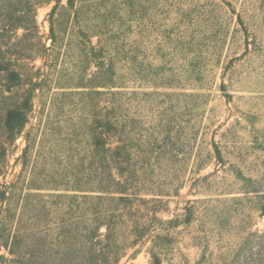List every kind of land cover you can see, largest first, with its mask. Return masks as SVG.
<instances>
[{"label":"rangeland","instance_id":"rangeland-1","mask_svg":"<svg viewBox=\"0 0 264 264\" xmlns=\"http://www.w3.org/2000/svg\"><path fill=\"white\" fill-rule=\"evenodd\" d=\"M55 5L7 0L13 35L0 5V41L38 84L0 191L43 195L45 224L112 218L119 264H264V0H62L52 51ZM138 219L148 232L132 247Z\"/></svg>","mask_w":264,"mask_h":264},{"label":"trees","instance_id":"trees-1","mask_svg":"<svg viewBox=\"0 0 264 264\" xmlns=\"http://www.w3.org/2000/svg\"><path fill=\"white\" fill-rule=\"evenodd\" d=\"M6 1L0 0V5H4ZM61 1L50 0V2H56L50 14L51 34L49 40L53 42L52 51L55 44L59 42L58 31L55 27V15L61 8ZM77 2L78 0H67V7L64 9L76 11ZM2 8L7 10L6 19L14 18L13 25L7 29V32H11L13 35L17 33L21 25H15V15L8 10L9 8L6 6H2ZM61 33L62 27L60 26L59 34ZM16 47L17 43H14L13 39L0 41V114H3L2 122H0V167L7 155L6 145L14 144L29 123L32 93L38 86L37 83H34L35 79L24 78L20 60L14 53ZM47 50L49 48L44 47V51ZM97 66L102 70L101 64ZM100 73V71L97 72L98 75ZM26 82H30L33 86L30 89V94L24 97L17 106L4 110L2 103L7 99L5 94H14V91ZM25 153H28V150ZM12 187L13 185H6L0 191V252H2L0 264H119L116 250H121L125 243L118 239L116 233L118 227L112 218L93 214L92 217L77 219L68 214L60 218L52 217L53 220L45 224V218L40 220V217H43V208H41V214L37 215L36 211L41 209L39 204L33 205L32 202L35 197L43 195L28 193L15 203L11 198L12 192H14ZM30 189L40 190L41 188ZM101 193L108 194L115 193V191H102ZM116 193L126 194L123 191H116ZM50 197L60 198L63 201L81 199L79 195L64 194H51ZM82 199L105 200L103 196H84ZM111 199L123 203L131 202L128 197H119L118 199L112 197ZM142 220L131 222L132 230L129 233L130 237L134 239L130 244L132 247H136L147 235L148 221Z\"/></svg>","mask_w":264,"mask_h":264}]
</instances>
